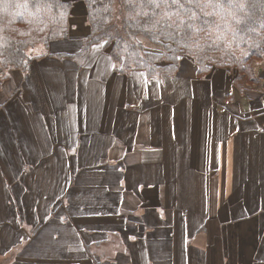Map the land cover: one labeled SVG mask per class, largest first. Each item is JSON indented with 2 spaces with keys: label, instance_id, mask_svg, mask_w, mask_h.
<instances>
[{
  "label": "crops",
  "instance_id": "crops-1",
  "mask_svg": "<svg viewBox=\"0 0 264 264\" xmlns=\"http://www.w3.org/2000/svg\"><path fill=\"white\" fill-rule=\"evenodd\" d=\"M81 23L2 83L0 264H264L259 84L240 90L222 69L199 79L188 59L171 79L118 75L102 43L82 65L57 57L79 50Z\"/></svg>",
  "mask_w": 264,
  "mask_h": 264
},
{
  "label": "trees",
  "instance_id": "trees-1",
  "mask_svg": "<svg viewBox=\"0 0 264 264\" xmlns=\"http://www.w3.org/2000/svg\"><path fill=\"white\" fill-rule=\"evenodd\" d=\"M75 1L88 32L78 51L56 56L78 65L102 43L119 75L171 79L187 57L199 79L222 69L243 84L254 82L253 67L264 61V0H0V81L29 70L28 48L67 35Z\"/></svg>",
  "mask_w": 264,
  "mask_h": 264
},
{
  "label": "rangeland",
  "instance_id": "rangeland-1",
  "mask_svg": "<svg viewBox=\"0 0 264 264\" xmlns=\"http://www.w3.org/2000/svg\"><path fill=\"white\" fill-rule=\"evenodd\" d=\"M73 4V8H72V13H71V21L73 22L72 23V25L73 24H78L81 20H82V25H83V22L85 23V21H84V17H85V14H84V9H83V7H82V4L79 2V1H75V2H73L72 3ZM77 24L76 25H74L75 27L77 26ZM86 24V23H85ZM80 28H77V30H79ZM67 38H69V31H68V33H67V35H65V37L62 39V40H64V41H66V42H70ZM83 39V38H82ZM82 39H81V41H79V44H80V46H79V49L81 48V46H82ZM40 46H43V45H41V44H39V45H36V46H33V47H30V48H28L27 49V53H28V55H32V52H33V54L34 53H36V52H38V50L40 49V48H44L45 49V47H40ZM33 58V57H32ZM185 58H187V57H183L182 58V60H181V62H180V66H181V69L183 70L184 68H185ZM70 61H75L76 63H77V61L76 60H74V59H69ZM189 60V59H188ZM191 61V60H190ZM78 62H79V65L80 64H83V62L81 63L80 62V59L78 60ZM261 63L262 62H256V64L254 65V66H258V65H261ZM78 64V63H77ZM179 71H181L180 69H179ZM215 71V70H214ZM142 72V71H141ZM10 72H8V74H9ZM25 73V72H24ZM144 73V72H143ZM145 74V73H144ZM226 74V73H225ZM228 74H231V73H228ZM119 75V74H118ZM232 76H233V74H231ZM226 76H228L227 74H226ZM9 76L7 75V77L5 78V79H3L2 81H0V90H1V88H2V83L8 78ZM203 78V77H202ZM264 79V74L263 75H261L260 73H259V75H257V73H255V82H254V84H259V86H258V89L260 90V92H261V95L263 96V93H264V81L262 80V79ZM204 79V78H203ZM149 80V79H148ZM155 81H158V79H154ZM250 84V83H249ZM154 84H152V86H153ZM233 85H235V86H237L240 90H242V87L241 86H243V85H245V84H241L240 82L239 83H236V82H233ZM254 88H256L257 89V87H254ZM134 89H135V86H134ZM257 89V90H258ZM155 96H156V94H154ZM230 96H231V98H230V100H234L235 98H234V96H233V93H231L230 94ZM1 99H0V114H1V111H2V108H3V105H4V103L5 102H2L1 103ZM5 104H7V103H5ZM155 105H157V106H159L160 104H158V103H155V102H153L152 100L147 104V107L150 109V110H154L155 108H158L157 106H155ZM144 104H143V108H144ZM175 107V100H174V98L172 99V103L171 104H169V109L170 108H174ZM145 109V108H144ZM146 111H148V109H145ZM142 119H144L143 120V122L142 123H149V120H148V118H146V117H143V118H141V120ZM83 151V152H87V150H85V149H80L79 148V151ZM13 151V156L15 157V152H16V150L15 149H13L12 150ZM73 152V151H72ZM4 153V152H3ZM59 154V151L57 150V155ZM157 168L159 167V166H156ZM162 168H164L165 169V171H166V175H167V182H170L172 185H170V184H165L164 185V187H163V189H166V192L167 193H171V192H176V190L174 189L175 188V186L177 185L178 186V188H179V184H178V182H177V174H175V175H171V171L173 170V168H175V166L174 165H162L161 166ZM182 168H184L185 169V166L184 167H182ZM155 169V167L153 168V170ZM147 171V170H146ZM146 173H148L149 174V177H151L152 175H150V173H152V172H150V171H147ZM162 173H164V170L162 171ZM168 173H170V175H168ZM184 173V174H183ZM192 173V172H191ZM187 177V175H185V170L183 171H181L180 172V174H179V176H178V179H184V178H186ZM151 178H149L148 180H150ZM146 183V182H145ZM150 202L149 203H151L152 202V200H153V202H154V200H155V198H156V195H155V193H154V191H151V193H150ZM160 198H161V196H160ZM166 198V197H165ZM183 200H184V205H187V204H190V205H192V202L194 201V198L192 197V196H188V197H185V196H183ZM139 200L138 199H136L135 198V201L134 202H138ZM143 203H145V200H143ZM179 204H183V203H179ZM197 208H199V207H197ZM135 212H140V207H138V206H136L135 208H134V213ZM55 215V214H54ZM188 225L190 226V225H194L195 223H194V220H190V221H188ZM176 226H177V224H173L172 225V229H174V232H176ZM161 230L163 231V227L161 228ZM170 230H171V228H170ZM191 230V229H190ZM132 231V230H131ZM200 231H203L204 232V235H205V237H207V229L204 227V228H202V229H200ZM175 234V233H174ZM110 249L111 250H115V248H113V246L111 245L110 246ZM111 250H109V251H111Z\"/></svg>",
  "mask_w": 264,
  "mask_h": 264
},
{
  "label": "built area",
  "instance_id": "built-area-1",
  "mask_svg": "<svg viewBox=\"0 0 264 264\" xmlns=\"http://www.w3.org/2000/svg\"><path fill=\"white\" fill-rule=\"evenodd\" d=\"M263 99H264V93H263Z\"/></svg>",
  "mask_w": 264,
  "mask_h": 264
}]
</instances>
